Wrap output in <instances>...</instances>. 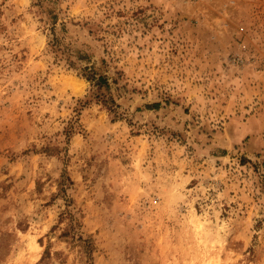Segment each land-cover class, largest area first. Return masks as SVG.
<instances>
[{
  "label": "rangeland",
  "instance_id": "1",
  "mask_svg": "<svg viewBox=\"0 0 264 264\" xmlns=\"http://www.w3.org/2000/svg\"><path fill=\"white\" fill-rule=\"evenodd\" d=\"M0 264H264V0H0Z\"/></svg>",
  "mask_w": 264,
  "mask_h": 264
},
{
  "label": "trees",
  "instance_id": "2",
  "mask_svg": "<svg viewBox=\"0 0 264 264\" xmlns=\"http://www.w3.org/2000/svg\"><path fill=\"white\" fill-rule=\"evenodd\" d=\"M97 83H98L99 85H101V84H105V83H106V85H108L107 78H106V77H103V76L98 77V79H97ZM153 106H154V107H158L159 104H155V105H153Z\"/></svg>",
  "mask_w": 264,
  "mask_h": 264
},
{
  "label": "bare ground",
  "instance_id": "3",
  "mask_svg": "<svg viewBox=\"0 0 264 264\" xmlns=\"http://www.w3.org/2000/svg\"><path fill=\"white\" fill-rule=\"evenodd\" d=\"M69 78H70V77H69ZM72 78H73V77H72ZM73 79H74V78H73ZM68 80H69V79H68ZM74 80H76V77H75ZM78 80H79V79H78ZM70 81H71V80H70ZM75 82H77V81H75ZM71 83L73 84L72 81H71ZM69 84H70V82H69ZM76 84H78V83H76ZM76 84H75V85H76ZM80 84H81V83H80ZM84 84H85V83H84ZM75 85H74V86H75ZM82 85H83V84H82ZM82 85H81V86H82ZM74 86H73V87H74ZM75 87H76V86H75ZM83 87H84V86H83ZM76 88H77V87H76ZM76 88H74V91H75V92H76ZM81 88H82V87H80V89H81ZM82 89H83V88H82ZM82 89H81V90H82ZM77 90H78V92H79V89H77Z\"/></svg>",
  "mask_w": 264,
  "mask_h": 264
}]
</instances>
